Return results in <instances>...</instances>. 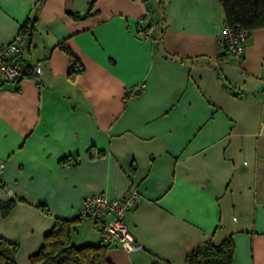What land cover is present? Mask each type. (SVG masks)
<instances>
[{
    "label": "crops",
    "instance_id": "1",
    "mask_svg": "<svg viewBox=\"0 0 264 264\" xmlns=\"http://www.w3.org/2000/svg\"><path fill=\"white\" fill-rule=\"evenodd\" d=\"M27 20L18 58L41 70L0 80V237L16 264L86 195L131 188L139 246L108 245L113 264H191L227 236L228 264H264V27L236 56L221 0H0V44ZM101 239L89 218L73 223L75 244Z\"/></svg>",
    "mask_w": 264,
    "mask_h": 264
},
{
    "label": "trees",
    "instance_id": "2",
    "mask_svg": "<svg viewBox=\"0 0 264 264\" xmlns=\"http://www.w3.org/2000/svg\"><path fill=\"white\" fill-rule=\"evenodd\" d=\"M224 24L230 27L252 30L264 27V0H221ZM33 29L31 20L24 22L19 32L24 38ZM67 53L70 51L60 45ZM19 56V54H18ZM34 65L22 68L16 80L33 76L31 69ZM82 66L72 58L70 75L81 71ZM66 158H61L64 161ZM72 159V158H69ZM74 160V159H73ZM75 164V161H73ZM12 205L11 201L1 203L0 210L5 213ZM44 207V206H42ZM79 214L74 218H56L51 229L45 234L41 245L29 255L30 264H113L106 255L108 244L103 240L98 244L77 245L72 240L73 223L82 219ZM18 249L16 242L0 237V264H16L15 254ZM234 244L231 236H227L220 243L206 240L185 255L191 264H228L233 257Z\"/></svg>",
    "mask_w": 264,
    "mask_h": 264
},
{
    "label": "built area",
    "instance_id": "3",
    "mask_svg": "<svg viewBox=\"0 0 264 264\" xmlns=\"http://www.w3.org/2000/svg\"><path fill=\"white\" fill-rule=\"evenodd\" d=\"M248 32L247 29L224 24L220 30V42L229 53L240 55L244 50L243 40ZM24 47L25 38L20 32L9 42L0 44L1 81H13L18 78L23 68L18 54H21ZM33 70L38 74L41 68L39 65H35ZM143 87V83L132 86L126 89V95H137ZM2 167L3 165L0 163V170ZM139 197L140 193L136 188H131L124 195L116 198H111L103 193L88 194L83 198L78 208V214L93 221L104 243L108 245L116 243L123 250L131 251L139 244L133 239L124 223V216L136 205Z\"/></svg>",
    "mask_w": 264,
    "mask_h": 264
}]
</instances>
